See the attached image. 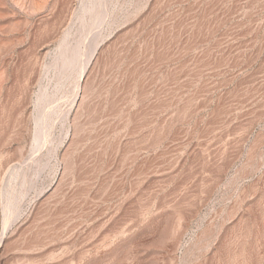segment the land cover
I'll return each instance as SVG.
<instances>
[{
	"label": "rangeland",
	"instance_id": "obj_1",
	"mask_svg": "<svg viewBox=\"0 0 264 264\" xmlns=\"http://www.w3.org/2000/svg\"><path fill=\"white\" fill-rule=\"evenodd\" d=\"M11 3L0 264H264V0Z\"/></svg>",
	"mask_w": 264,
	"mask_h": 264
},
{
	"label": "bare ground",
	"instance_id": "obj_2",
	"mask_svg": "<svg viewBox=\"0 0 264 264\" xmlns=\"http://www.w3.org/2000/svg\"><path fill=\"white\" fill-rule=\"evenodd\" d=\"M15 2L16 3V5L18 4L21 8L23 7V6H25V4H26V2H28V0H0V17L2 18V17H4V18H7V16L9 15L8 14V11H9V8H10V6H11V2ZM34 1V0H33ZM96 1L97 0H95V3H96ZM99 2V1H98ZM35 3V2H34ZM36 3H38V2H36ZM43 4V2L42 3H38V7L39 6H41ZM92 4H93V2H92ZM97 4H99V3H97ZM27 5V4H26ZM44 5H42L41 7H43ZM95 6H96V4H95ZM98 6V5H97ZM96 6V7H97ZM12 7V6H11ZM19 7V8H20ZM26 7V6H25ZM35 7H36V4H35ZM27 8V7H26ZM37 8V7H36ZM40 8V7H39ZM94 9V4H93V6L90 4V8H88V10H86V12L87 11H92ZM13 10V9H12ZM17 10V9H16ZM22 10V9H21ZM20 10V11H21ZM25 10V9H24ZM97 10V9H96ZM10 12H11V9H10ZM19 12V11H18ZM12 13H13V11H12ZM5 20V19H4ZM10 22V21H9ZM5 24V23H4ZM3 24V25H4ZM3 28H5V26L3 27ZM8 28V27H7ZM1 29V28H0ZM6 30V29H5ZM0 31H4V29L3 30H0ZM64 53V52H63ZM91 54V53H90ZM92 54H94V53H92ZM91 54V55H92ZM62 55V54H61ZM66 57V56H65ZM67 58V57H66ZM65 58V59H66ZM69 58V57H68ZM72 58V57H71ZM70 58V59H71ZM86 58H87V56H86ZM90 58V57H89ZM74 59V60H73ZM75 59L77 60V57H73L70 61H68L67 60V62H69V65L73 62V61H75ZM90 60V59H89ZM88 62V61H87ZM74 63V62H73ZM92 63V62H91ZM68 64V63H67ZM66 64V65H67ZM85 64H86V62H85ZM84 64V65H85ZM86 66V65H85ZM85 66H83V67H85ZM87 66H88V63H87ZM89 67V66H88ZM66 68V67H65ZM86 68V67H85ZM83 70V69H82ZM6 71V70H5ZM86 75V74H85ZM79 76V75H78ZM79 79V78H78ZM84 79H85V76H84ZM80 80V79H79ZM6 81V80H5ZM83 82H86L85 80L83 81ZM5 84V83H4ZM77 84H78V82H77ZM82 84V83H81ZM84 84V83H83ZM76 87H77V85H76ZM79 87V86H78ZM76 90V89H75ZM77 90H78V88H77ZM77 92V91H76ZM82 92V91H81ZM75 94V93H74ZM81 94V93H80ZM80 96V95H79ZM82 96V95H81ZM79 98V97H78ZM83 100V99H82ZM76 103H77V101H76ZM80 103V102H79ZM77 106V105H76ZM50 115V114H49ZM48 117V116H47ZM9 217V216H8ZM9 223V222H8ZM7 226H8V224H7ZM9 227V226H8ZM3 228V227H2ZM4 230V229H3ZM4 231H6V230H4ZM4 231H2L1 232V234H0V246L3 244V237H4ZM6 234V233H5Z\"/></svg>",
	"mask_w": 264,
	"mask_h": 264
}]
</instances>
